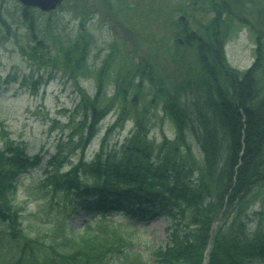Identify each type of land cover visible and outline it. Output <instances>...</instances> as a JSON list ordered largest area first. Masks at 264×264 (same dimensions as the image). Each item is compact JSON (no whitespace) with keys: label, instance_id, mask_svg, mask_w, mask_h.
I'll return each instance as SVG.
<instances>
[{"label":"trees","instance_id":"trees-1","mask_svg":"<svg viewBox=\"0 0 264 264\" xmlns=\"http://www.w3.org/2000/svg\"><path fill=\"white\" fill-rule=\"evenodd\" d=\"M183 1L176 11L185 19L170 21L174 47L166 52L169 68L166 62L159 67V55L155 61L148 54L138 60L140 46L123 47L116 67L105 60L97 68V86L90 93L78 73L87 68L95 42L87 21L99 13L94 2L91 11L86 5L74 8L77 37L59 47L36 40L27 55L37 68L31 64L29 76L9 74L2 80H21L34 91L58 74L73 83L78 100L62 110L71 132L46 162L47 182L54 185V195L64 193L70 212L94 214L81 232L62 230L68 250L41 248L37 237L18 244L5 264H42L39 256L48 249L60 253L53 264H95L98 258L105 264H264V225L250 229L247 221L250 204L264 203V30L243 15L238 6L243 0ZM23 12L28 27H36V11L24 7ZM242 26L256 34V55L245 70L233 67L225 50ZM165 35L156 32L154 38ZM185 54L191 62L186 63ZM116 103L117 117L88 159L100 123ZM158 108L172 123L173 138L164 132L161 140L151 135L153 110ZM129 119L133 125L122 143L108 147L111 133ZM0 132V239L11 235L16 244L23 210L19 188L23 174L41 155L28 153L2 121ZM112 213L135 227L167 219L166 243L142 246L125 230L129 225L121 223L113 235L104 234L96 225ZM0 258H5L1 252Z\"/></svg>","mask_w":264,"mask_h":264},{"label":"rangeland","instance_id":"rangeland-1","mask_svg":"<svg viewBox=\"0 0 264 264\" xmlns=\"http://www.w3.org/2000/svg\"><path fill=\"white\" fill-rule=\"evenodd\" d=\"M101 1L103 3H99L98 0H63L58 8L48 13L33 7L28 8L36 11L35 15L38 19L36 27L30 29L24 22V6L20 1L0 0V13L2 12V17L0 15V121L3 122L12 138L23 142L28 153L41 155V161L30 166L23 174L19 188L18 201L23 207L20 224H17V231L21 233L17 234L20 237L19 243L15 244L11 235L2 236L0 252L5 258H0V264L10 260V256H6L11 254L14 248L17 250L18 244L37 237L41 243L38 246L41 248L51 246L58 250H68L70 247L66 246L64 239L60 237L62 230L71 228L75 233H79L88 219L94 215L84 210L70 212L64 193L54 195L52 192L54 185L47 182L46 162L50 155L56 152L58 142L66 141L71 132L68 115L62 110L72 108L78 100L73 83L58 74L34 91L30 87L23 86L21 80L9 84L2 81L9 74L20 78L29 76L31 64H34L35 69L37 68V62L36 65L27 55L30 46L41 39L51 44L55 43L57 47L62 43L66 44L69 38L79 34V15L74 14L73 11L76 12L74 8L78 5L80 7L86 5L91 11L96 2L99 13H95L94 17L85 15V20L88 17V26L94 35V46L89 54L87 68L78 73L79 82L90 93H93L97 86V68L105 60L111 62V67H116L120 60V48L140 46L138 54H141L142 58L138 57V60L143 61L145 54H148V57L155 61V56L159 55L157 58L159 67L165 62L169 65L166 52L173 51L172 47H174L169 35L170 21L175 16L185 19L181 12L176 11L177 7L183 6V0H129L130 3L127 0ZM242 3L238 6L243 15L249 17L251 22L262 26L261 29L264 30V0H251L248 5ZM60 7H62L61 10ZM156 32L168 36H163L165 39L154 38ZM150 42L156 43V46ZM225 50L233 67L239 70L247 69L256 55V34L246 26L240 27L227 41ZM110 54L113 57H110ZM185 60L186 63L192 61L188 56ZM103 101L102 99V104ZM119 105L120 103L114 104L101 121L100 132L87 150L88 159L99 149L106 128L117 117ZM162 114L160 108L153 110L151 135L161 140L164 132L169 138H173L174 127ZM132 125V120L129 119L123 129L113 131L107 140L108 147H119ZM2 138L0 132V141ZM66 150L71 154V158L76 159L77 155L71 152V147ZM249 207L248 227L254 229L259 223L264 225V203L258 200ZM99 222L96 226L110 236L115 232L118 223L131 225L132 227L128 226L125 230L132 232L135 240L142 246L164 245L168 237L169 221L165 218H159L144 225L138 224V227H135L136 224L133 222L112 213L111 216ZM105 253L102 252L99 256ZM58 254L60 253L48 249L46 256H39V260L42 264H53L54 261L59 260ZM104 261L105 259L98 258L95 264H105Z\"/></svg>","mask_w":264,"mask_h":264},{"label":"water","instance_id":"water-1","mask_svg":"<svg viewBox=\"0 0 264 264\" xmlns=\"http://www.w3.org/2000/svg\"><path fill=\"white\" fill-rule=\"evenodd\" d=\"M25 7H38L43 11H51L56 9L63 0H18Z\"/></svg>","mask_w":264,"mask_h":264}]
</instances>
